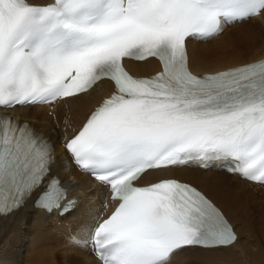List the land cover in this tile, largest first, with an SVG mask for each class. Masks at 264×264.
I'll list each match as a JSON object with an SVG mask.
<instances>
[{"label": "snow or ice", "instance_id": "6c2138e0", "mask_svg": "<svg viewBox=\"0 0 264 264\" xmlns=\"http://www.w3.org/2000/svg\"><path fill=\"white\" fill-rule=\"evenodd\" d=\"M264 13V0H0V108L75 99L107 79L113 93L64 148L116 202L73 243L100 264H170L187 247L237 240L197 188L149 171L190 164L264 185V60L194 75L187 42ZM155 58L160 71L136 77L124 61ZM49 138L27 120L0 114V215L34 198L70 214L76 200L57 175Z\"/></svg>", "mask_w": 264, "mask_h": 264}, {"label": "bare ground", "instance_id": "6f19581e", "mask_svg": "<svg viewBox=\"0 0 264 264\" xmlns=\"http://www.w3.org/2000/svg\"><path fill=\"white\" fill-rule=\"evenodd\" d=\"M189 66L195 72L215 71L264 57V13L225 26L208 40L187 42ZM134 74H149L156 62H127ZM111 86L101 81L75 99L36 108L11 109L52 142L57 175L69 195L79 199L70 214L58 217L26 203L15 212L0 217V264H100L90 248L73 243L91 218L103 215L108 202L103 187L67 162L60 143L79 125L90 108ZM228 163L210 169L195 165L176 167L167 173L149 171L143 182L164 176L177 177L201 189L233 225L237 240L228 247L205 250L187 247L172 256L170 264H264V186L250 183L227 170Z\"/></svg>", "mask_w": 264, "mask_h": 264}]
</instances>
